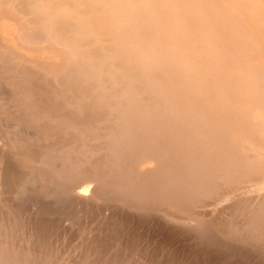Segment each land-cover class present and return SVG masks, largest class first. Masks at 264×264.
Instances as JSON below:
<instances>
[{"label":"bare ground","instance_id":"bare-ground-1","mask_svg":"<svg viewBox=\"0 0 264 264\" xmlns=\"http://www.w3.org/2000/svg\"><path fill=\"white\" fill-rule=\"evenodd\" d=\"M205 1L139 0L141 19L133 1L0 0V264H264V140L233 142L264 112L258 82L238 78L250 108L234 133L197 147L189 120L201 123L207 88L220 87L181 61L193 49L204 71H229L225 28L247 29L236 54L261 56L264 0ZM164 13L186 28L213 17L204 33L225 28L193 48L176 31L140 43ZM164 53L177 77L180 63L188 70L170 119L119 63L139 58L147 70ZM224 115L211 116L227 128Z\"/></svg>","mask_w":264,"mask_h":264},{"label":"rangeland","instance_id":"rangeland-1","mask_svg":"<svg viewBox=\"0 0 264 264\" xmlns=\"http://www.w3.org/2000/svg\"><path fill=\"white\" fill-rule=\"evenodd\" d=\"M23 3L24 2H26L27 0H21ZM131 1H133V2H138L137 0L136 1H134V0H125V2L126 3H131ZM198 1V3H205L206 1L205 0H197ZM205 1V2H204ZM207 1H209V0H207ZM137 4H139V2L137 3ZM137 4L135 3V15H138V17L140 16V17H142L141 19H143V16L145 17V15H144V13L145 12H142L141 10L143 9L142 7H141V4H139L138 6H137ZM158 5V4H157ZM154 8V5L153 6H151V8ZM28 7H24L23 9H21L22 11H21V13H28L29 12V10L30 9H27ZM26 9V10H25ZM190 10L192 9V7L191 8H189ZM24 10V11H23ZM138 10V11H137ZM144 10V9H143ZM26 11V12H25ZM141 12H142V14H141ZM12 14V15H11ZM176 14V13H175ZM175 14H165L164 13V15H163V18L161 17V16H159L158 18H156V19H154V21H156V22H158L161 26L160 27H158V28H156L155 29V33H163V34H165V35H168L171 31H176V33H177V35L179 36V33H181V32H183L185 29H187L186 28V21H188L189 19L187 18L186 19V21H185V19H182V20H180V19H176L175 17V19L173 18V16H175ZM15 15V14H14ZM20 15V14H19ZM9 16H13V13H9V15H7V19H9V20H12L11 18H9ZM16 16V15H15ZM149 17V16H148ZM161 17V18H160ZM165 17H167L166 19H165ZM176 17H177V15H176ZM13 18H14V16H13ZM18 18V17H17ZM171 18V19H170ZM162 21H161V20ZM164 19H165V21H164ZM170 19V20H169ZM193 19H195V17H193ZM212 19H214L213 17L212 18H207L206 20L208 21V23H213V20ZM196 20V19H195ZM160 21V22H159ZM214 21H215V19H214ZM20 23H22V24H20ZM168 23L170 24V25H168ZM208 23H201V24H199V25H197V26H195V27H198V28H203V26L204 25H206V24H208ZM19 24L20 25H22L21 27L23 28V26H25V24L21 21H19ZM165 25H166V27H165ZM168 25V26H167ZM220 25V26H219ZM173 26L174 27H176V28H173ZM179 26V27H178ZM172 27V28H171ZM214 27H216L215 29H217V30H215V29H213L214 30V35H212V31L210 30H207L204 34H209V35H206V37H207V40L208 39H213V38H215L216 36H218L217 35V33H219V32H221L225 27H224V24H222L221 25V23H219V24H217V25H215ZM221 27V28H220ZM224 27V28H223ZM161 28V29H160ZM163 28V29H162ZM165 28V29H164ZM169 29V31L167 30V29ZM232 29V30H231ZM241 29H243V28H241ZM205 30V29H204ZM221 30V31H220ZM234 30H235V28L233 29V28H230V29H228V28H225L223 31H225V33H226V35L228 36V38L230 39H236L237 38V36H241L243 33H241V32H238V30L236 29L235 30V32H234ZM245 30H247V29H245ZM166 31V32H165ZM178 31V32H177ZM218 31V32H217ZM232 31H233V33H232ZM208 32V33H207ZM236 32H238L237 34H236ZM110 33V32H109ZM230 33H232V35H230ZM157 34V35H158ZM40 38H44V35H45V32H40ZM42 36V37H41ZM180 39V38H179ZM228 43H226L225 44V46H226V49L224 48V52L226 53V54H228L229 52L231 53V52H233V51H235V50H237L238 48L239 49H241V47H239V45L237 44V43H233L232 42V40L231 41H227ZM262 46H264V45H262ZM191 48H193L192 46H191ZM197 48V47H196ZM199 49H200V47H199ZM202 50V49H201ZM261 50H263L262 52L260 51V55L261 56H255L254 57V55H248V56H242V55H240L239 53V55L238 54H236V60H234L233 58H232V56L233 55H231V56H228L227 57V59H228V62L230 63V65H231V67H230V69H229V71H227V70H224L223 68H222V70H221V68L220 67H216L215 69H214V73H220V75H218L217 77H215V79H212V80H205L204 82H206L205 84L207 85L208 84V87H210V88H212L213 89V87L212 86H219L220 87V92L219 93H217V95L215 96V94H213V90L212 91H210V89L209 88H207L208 89V91H206L207 93V95L206 96H204L203 98L204 99H207V100H205V102H204V104H203V110H202V112H201V115L202 116H204V117H208V120H212V121H215V120H213V116L214 115H226L227 117H230L229 118V120L231 121V120H234V119H239V114L241 113L240 111H242V110H244V106L246 105V108L248 107V109L250 108V106L247 104V100H246V98L245 97H241V96H245V95H241V94H237V92H239V91H242V86L241 85H238L239 84V81L241 80H239L238 78L241 76V77H243V74H244V77H243V79H244V81H251L252 80V78H255L256 76H258V77H260V78H262L263 79V81H264V73H262V72H264V61L262 62V60L264 59L263 58V56H264V54H263V52H264V47H262L261 48ZM65 54V53H64ZM44 57H47L46 55L44 56ZM256 57H259V58H262V59H256ZM253 58H254V60L256 59V61H255V63H257L258 61L260 62L261 61V63H259V64H252V65H256L255 66V70L254 71H249V70H247V67H248V65L250 64V63H252V62H254L253 61ZM244 59V60H243ZM205 60L207 61V59H203V58H201V57H199V58H195L193 61H191L190 62V64L191 65H194V66H196V68L198 69L197 71H196V74H194V73H192V75H194V76H197L198 75V73H201V75H204L205 77H209V75H210V72H208V69L206 70V71H204L205 70V64H206V62H205ZM177 61H179V59H177ZM246 62V63H245ZM261 66V67H260ZM262 66H263V69H261L260 70V68H262ZM241 69L243 70V71H241ZM200 70V71H199ZM202 70V71H201ZM246 70V72H244ZM239 71V72H238ZM242 73H241V72ZM228 72V73H227ZM249 72V73H248ZM139 73H140V75H143V74H145L146 72H144V71H139ZM227 73V74H226ZM237 73V78H236V76H235V79H237V81H238V83H236V81H234L233 82V85H232V81H230L229 79L230 78H232L233 79V75L234 74H236ZM240 73V75H238ZM246 73H248L247 75H249L248 77H247V75H246ZM251 74V75H250ZM192 75H190V76H192ZM251 76V77H250ZM202 77V76H201ZM246 77H247V79H246ZM234 79V80H235ZM242 79V80H243ZM246 79V80H245ZM211 83L213 84V85H211ZM246 83V82H245ZM173 85H176L177 83H172ZM231 85V86H230ZM237 85V86H236ZM232 86H233V88H232ZM243 86H244V84H243ZM228 88V89H227ZM244 89V88H243ZM186 93V92H185ZM227 93V94H226ZM189 94V93H188ZM203 94V92H201V95ZM214 96H213V95ZM223 94V95H222ZM225 94V95H224ZM220 95H222L221 97H220ZM213 96V97H212ZM225 96V97H224ZM219 97V98H218ZM239 97V98H238ZM218 98V99H217ZM228 98H230L229 100H234V101H236L237 103H236V106H234V107H232V106H230V105H227V104H224L225 103V101L228 99ZM240 99H241V101H240ZM251 100V99H250ZM218 103H217V102ZM213 102H216L217 103V105H216V103H213ZM194 106H196L197 105V103H194L193 104ZM186 108H189V107H193L192 105H186L185 106ZM240 108V109H239ZM245 108V109H246ZM208 109H210L209 111H207ZM260 113V112H259ZM211 115H213V116H211ZM224 115V116H225ZM257 115H258V113H257ZM257 115H256V117L253 115L251 118H250V120L248 121V123H246L245 124V126H243V133L245 134V137L246 138H237V139H235V141H233L234 143L236 142L238 145H239V147H253V146H251V145H258V146H260V142L262 141V140H264V120L263 119H261V118H259L260 116H262V117H264V112H263V114L261 115V113L258 115V117H257ZM212 118V119H209V118ZM259 118V119H258ZM262 121H261V120ZM216 120H218V118L216 119ZM228 120V121H229ZM259 121V122H258ZM263 122V123H262ZM258 123V124H257ZM261 123V125L259 126V124ZM252 124V125H251ZM257 125H258V129H257ZM206 126H204V128H205ZM233 127H234V125L233 126H227V128L226 127H223V126H219V124L218 123H216V122H211V124L209 125V126H207V131L210 133L211 131L213 132V131H215V132H218V133H228L229 135L231 134H233L234 132H233ZM248 127H250V129L248 128ZM262 127V131H260L261 129L260 128ZM256 129V130H255ZM260 129V130H259ZM241 131V130H240ZM251 134V135H250ZM238 135H240V134H238ZM254 135V136H253ZM241 137V136H240ZM252 137H253V139H252ZM260 138H262V139H260ZM258 139H260V140H258ZM257 140V141H256ZM231 141V142H232ZM258 141H259V143H258ZM219 142L220 141H216V143H214V144H217V146H219ZM257 147V146H256ZM226 204H228V203H225L224 204V207L226 206ZM223 206V205H222ZM223 207V208H224ZM220 208V207H219ZM165 223H166V221H164Z\"/></svg>","mask_w":264,"mask_h":264},{"label":"water","instance_id":"water-1","mask_svg":"<svg viewBox=\"0 0 264 264\" xmlns=\"http://www.w3.org/2000/svg\"><path fill=\"white\" fill-rule=\"evenodd\" d=\"M134 6H136V5H134ZM129 7H131V6H129ZM160 26L161 25L158 22L153 20L152 26L150 27L149 30H145L146 28H144L142 30L143 32H140V36L138 37L140 39V43H142V41L144 40L146 42L145 45H150V47H152L151 46L152 44L150 43V41L153 40V39L156 40V37L159 38V37H163V35H164L163 33H161V34L160 33L159 34L155 33V29L160 27ZM242 33H244V34H242L241 36L240 35L237 36V38L235 39V41H238L237 44L239 45V47H242V44H244V41L247 39L246 36H245L246 30H245V32H242ZM191 52L193 54L195 53L193 49L192 50L190 49L189 52H188V56L189 57L181 59V61H183V62H185V60L188 59V62H185L186 65H188V67H194V65L190 64V62L193 61V60H191L192 59L191 57H193L191 55ZM231 54L233 55L232 58L234 60H236V58H235L236 57V52L233 51V52H231ZM167 56H168V54H165V53L160 55V56H158L157 59H156V62L152 63V65L147 70H143V68H141V66H140L141 62H140L139 58H136L135 59L136 61H130V62L128 60L124 61V59H125L124 58L122 61L119 60L120 62L119 61L118 62L121 63L122 66H124L127 69V71L130 74V78L129 79L133 80V82H134L133 84H136L137 86H138V84H142V85H139V89L140 90L141 89H143V90L147 89L148 95L151 96V98H153L156 101H158L159 103H161L160 107L162 108L163 111H165L166 115H168L167 119H170V118H172V116L170 114H168V113H169L170 107H172L173 104L176 103L175 101H179V105L183 106L182 105L183 102L180 101L182 99V97H181L182 93H181L179 87L182 84L183 85H187V83L189 81L186 82L187 71H188L187 70V66L185 67L183 65V63H180V65H182V68L183 69L185 68V70H186L185 73L186 74L182 73L181 77L179 78V77H177V75L175 73V67L172 68V69H169L170 67L169 68L167 67V63L166 62L169 60L167 58ZM177 62H179V61H177L176 58H172V65L173 66L177 65L176 64ZM208 63H210V62L208 61L207 64ZM252 64H254V63H250L248 65L247 70H249V71L252 70V66H251ZM213 68L214 67H212V65H211V67L208 70V72H210V75H209L210 78L208 77L206 80L215 79V77L220 75V73L219 74L218 73H214L213 72ZM254 70H255V66H254L252 71H254ZM139 71H144L146 73L143 74V75H140ZM257 77L258 76H256L254 78V80H255L254 83L258 82L257 83V89H255V92H256L255 94H257V96L261 95L264 98V81H263L262 78H260V77L257 78ZM172 83H177V84L173 85ZM149 85H152V88H153V86L156 88L155 89L156 92H155L154 95H151L150 92L152 90H154V89H150L149 90V88H148ZM183 92H184V90H183ZM145 95H146V93H145ZM167 99H170V101H166ZM187 109H192V107L186 108V110ZM194 111H195V109L193 110V112ZM197 114H198V110H197ZM199 119L202 120L201 123H197L196 118H194V120H192V121L189 120V123L191 124V126L193 128L192 131L196 132V134L194 132L195 138H193L192 140L194 142L195 141L197 142V145H198L197 147H207V145L216 143V137H219L221 135V133L213 131L210 134L207 131V126H209L211 124V122L218 123V121H216V120L215 121L208 120V117H204L202 115L199 117ZM199 119H198V121H199ZM227 124H229V125H240V120L239 119H234V120H231V121L229 120V121H227ZM221 125L219 124V126H221ZM229 125H227V126H229ZM204 126H206V127L204 128ZM142 131H143V134H145V135L148 133V130H146L145 128H143Z\"/></svg>","mask_w":264,"mask_h":264},{"label":"clouds","instance_id":"clouds-1","mask_svg":"<svg viewBox=\"0 0 264 264\" xmlns=\"http://www.w3.org/2000/svg\"><path fill=\"white\" fill-rule=\"evenodd\" d=\"M180 40L186 45V46H195L199 44H207V37L203 33L202 29L190 26L189 28L185 29L183 32L179 34ZM217 43H219V40H217Z\"/></svg>","mask_w":264,"mask_h":264}]
</instances>
